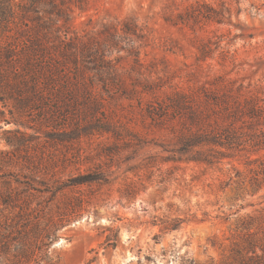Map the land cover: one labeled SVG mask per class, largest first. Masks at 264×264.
Here are the masks:
<instances>
[{
  "label": "rangeland",
  "instance_id": "374dc122",
  "mask_svg": "<svg viewBox=\"0 0 264 264\" xmlns=\"http://www.w3.org/2000/svg\"><path fill=\"white\" fill-rule=\"evenodd\" d=\"M70 27L103 58L89 99L0 101V229L28 224L0 240L25 264H223L264 207L256 162L188 160L216 154L160 110L226 81L264 99V0H83Z\"/></svg>",
  "mask_w": 264,
  "mask_h": 264
},
{
  "label": "trees",
  "instance_id": "16d2710c",
  "mask_svg": "<svg viewBox=\"0 0 264 264\" xmlns=\"http://www.w3.org/2000/svg\"><path fill=\"white\" fill-rule=\"evenodd\" d=\"M82 1L0 0V101L3 105L9 101L17 112L24 114L32 112L38 104L57 108L89 99L88 65L98 69L103 58L78 34L71 32L70 11L72 6L80 7ZM79 93L80 98H76ZM176 93L162 105L161 116L173 114L183 118L185 149L202 144L216 154L215 160L201 156L188 160L212 164L226 159L235 175L239 174L235 163L251 166L256 162L249 169L251 191L247 194L257 193L264 186V99L231 81L202 87L200 91ZM0 119L9 122L6 118ZM21 225L3 226L5 231L0 229V238H7ZM240 227L241 240L231 248L230 257L223 264H264V207L255 217L248 215ZM16 249L13 252L5 240H0V264H25L24 244Z\"/></svg>",
  "mask_w": 264,
  "mask_h": 264
}]
</instances>
